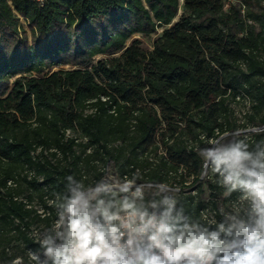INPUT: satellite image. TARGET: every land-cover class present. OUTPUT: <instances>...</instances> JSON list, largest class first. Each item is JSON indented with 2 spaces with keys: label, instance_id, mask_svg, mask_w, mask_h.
<instances>
[{
  "label": "trees",
  "instance_id": "1",
  "mask_svg": "<svg viewBox=\"0 0 264 264\" xmlns=\"http://www.w3.org/2000/svg\"><path fill=\"white\" fill-rule=\"evenodd\" d=\"M248 125L264 127V0H0V264H29L65 177L108 163L215 215L198 149Z\"/></svg>",
  "mask_w": 264,
  "mask_h": 264
},
{
  "label": "clouds",
  "instance_id": "2",
  "mask_svg": "<svg viewBox=\"0 0 264 264\" xmlns=\"http://www.w3.org/2000/svg\"><path fill=\"white\" fill-rule=\"evenodd\" d=\"M198 155L200 179L212 178L231 201L215 215H196L179 185L139 173L105 168L91 183L69 174L29 264H264V127L220 131Z\"/></svg>",
  "mask_w": 264,
  "mask_h": 264
},
{
  "label": "rangeland",
  "instance_id": "3",
  "mask_svg": "<svg viewBox=\"0 0 264 264\" xmlns=\"http://www.w3.org/2000/svg\"><path fill=\"white\" fill-rule=\"evenodd\" d=\"M179 12H180V10L178 11V13H179ZM20 20H21V23H22L24 26H26V23H25L24 19L21 18ZM161 30H162V28H158V29H157V33L160 32ZM154 35H155V33H152V34L147 35V36L134 35V37H139V38H141L142 41H143V43H144L145 45L150 46V45H151L152 38H153ZM106 168H110L111 171L113 172V174H116V172L114 171V169H113L111 163H108V165L106 166ZM204 186H205V185H204ZM207 197H208V193H207V190H206L205 187H204V192L200 194V198H201L202 200L205 201V200L207 199ZM222 198H223L222 196H220V197L218 198V207L221 206V205L227 207L228 204H229L231 201L228 200V199H222ZM231 200H235V199L231 198ZM205 212H207L210 216L214 215L213 211H210L208 208L205 210ZM43 227H44V226H43L42 224H40V223H38V224H34V225H32V226L30 227V233L36 236V232H37V230L40 229V228H43Z\"/></svg>",
  "mask_w": 264,
  "mask_h": 264
},
{
  "label": "built area",
  "instance_id": "4",
  "mask_svg": "<svg viewBox=\"0 0 264 264\" xmlns=\"http://www.w3.org/2000/svg\"><path fill=\"white\" fill-rule=\"evenodd\" d=\"M30 1H33V2H36L38 3L39 5H42L44 3L45 0H30ZM33 235V234H32Z\"/></svg>",
  "mask_w": 264,
  "mask_h": 264
}]
</instances>
